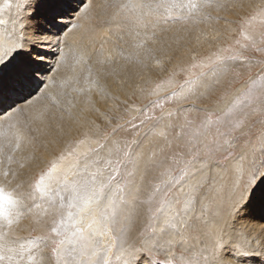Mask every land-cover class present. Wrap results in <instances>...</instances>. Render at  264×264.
Instances as JSON below:
<instances>
[{
	"label": "rangeland",
	"instance_id": "1",
	"mask_svg": "<svg viewBox=\"0 0 264 264\" xmlns=\"http://www.w3.org/2000/svg\"><path fill=\"white\" fill-rule=\"evenodd\" d=\"M256 1L255 7L249 1L230 14L225 22L231 27L218 29L209 46L196 48L185 61L168 62V71L149 83L141 98L133 96L99 116L88 135L76 139L78 153L71 144L67 156H56L35 173L30 188L37 198L31 207L36 212L48 208V217L43 221L35 215L43 223L42 231L32 228L20 236L24 238L19 248L34 246L36 237L47 236L42 245L48 247L53 264H94L87 260L96 252L86 258L79 251L89 252L84 250L87 233L97 244L95 263L108 259L105 264H112L125 237L135 234L146 240L157 256L155 262L178 264L182 252L197 260L183 250L185 244L167 243L178 233L166 228L165 221L174 219L178 228L179 218L193 216L196 205L191 214L184 206L193 185H201V196L208 188L219 191L215 195H230L235 161L227 162L248 146H259L264 133V0ZM168 20L163 17L162 23ZM49 169L53 171L48 188L38 192L36 181ZM224 174L225 182L220 178ZM85 214L89 220L100 217L105 226L98 229L89 221L79 232L76 226ZM56 224L61 225L60 236L51 233ZM104 236H109L110 247L105 241L100 245Z\"/></svg>",
	"mask_w": 264,
	"mask_h": 264
},
{
	"label": "bare ground",
	"instance_id": "2",
	"mask_svg": "<svg viewBox=\"0 0 264 264\" xmlns=\"http://www.w3.org/2000/svg\"><path fill=\"white\" fill-rule=\"evenodd\" d=\"M249 1H253L255 7L256 0H84L81 7L86 8L87 13L77 16V12L71 8H77L81 0H71V8L65 9L67 14L52 27L44 17L48 0H32L31 5L26 3L23 8L17 7L19 0H0V43L18 39L22 23L26 26L24 31L28 43L32 41L31 34H43L44 30H48L49 34H57L49 36L48 46L41 49L45 53L44 63L48 71L45 73V83L41 86L42 92H38L41 99L35 104V109L46 108L43 116L37 119L35 109L22 114L13 113L12 119H8L6 114L0 115V187L5 192H11L13 198L23 197V206L18 209L22 213L19 223H13L8 228L5 222L3 231L9 234V243L0 250V255L4 256L0 264L54 263L47 253L48 247L44 245L40 248L30 245L19 248L24 238L20 236H27L32 228L36 232L43 228V223L38 222L36 216L40 215L43 221H47L48 217V208L44 212H40L42 208L36 212L31 207L36 197H33L30 188L35 173L44 170L56 156H67L71 144H75L78 153L80 145L76 139L80 134L87 136L99 116L105 117L118 103L126 102L133 96L141 98L143 89L157 76L168 71V62L185 61L193 51L195 53L196 48L209 46L218 29H227L225 21L229 15L242 10L251 3ZM163 17L169 18L167 23H162ZM73 24L78 26L73 28ZM110 27L113 29L107 32ZM16 134L23 137L19 148H16ZM234 161L230 159L227 163ZM59 164L62 163L56 165ZM4 172L9 175L5 177ZM212 172L219 173L213 169ZM225 174L221 175V181ZM231 176L236 178L234 174ZM211 182L213 185L214 181ZM204 191V196L197 195L193 216L201 215V203H211V209L204 212L200 222L201 229L207 233L220 220L219 212L226 215L230 195H215L219 191L214 192L209 188ZM44 199L47 204L48 199ZM15 211L11 215L13 220ZM87 217L90 215L81 216L76 226L79 232L89 227V221L93 222L92 227L97 226L98 229L105 226L100 217L94 215L92 220ZM185 218L179 219L187 220ZM236 229L238 231L234 239L251 253L245 264H264V211L254 210L248 218L236 224ZM200 237L206 242L204 236ZM89 238L92 239L93 235L87 236L85 233L84 244L88 249L84 250L89 251L88 254H84L81 248L79 251L86 258L91 251L96 252L87 260L96 264L97 244L95 241L90 242ZM199 238L188 241L190 245L182 247L185 252L193 254L190 257L202 256L205 243H199ZM103 241L106 243L104 245L110 247L109 236H104L100 245ZM137 241L142 244L136 246L139 243ZM149 248L140 235L131 234L125 237L110 260L112 264H131L134 260H138L137 264H157L158 261L153 260L157 256ZM182 253L180 255L185 256ZM107 261L105 259L102 264ZM195 261L193 264H196ZM167 263L168 260L163 264ZM227 264H236V261L230 260Z\"/></svg>",
	"mask_w": 264,
	"mask_h": 264
},
{
	"label": "snow or ice",
	"instance_id": "3",
	"mask_svg": "<svg viewBox=\"0 0 264 264\" xmlns=\"http://www.w3.org/2000/svg\"><path fill=\"white\" fill-rule=\"evenodd\" d=\"M26 3L31 5L32 0H19L17 7L23 8ZM83 4L84 0H81L77 8H71V0H48L46 23L55 27L58 24V19L67 14L66 8L77 12V16L81 13L86 14L87 9L81 7ZM141 7L148 6L142 5ZM77 26V24L72 25L73 28ZM25 28V24L22 23L18 39L10 43H0V115L6 114L8 119H12L13 113L22 114L30 109H35V104L41 99L38 92H42L41 86L45 83V73L48 71L44 63L45 53L41 49L48 46L49 36L57 35L54 32L49 34L48 30H44L43 34H31L32 41L28 43ZM61 58H63L62 52ZM46 110V108L35 109V117L41 118ZM236 127H240V124L238 123ZM15 139L16 148H19L23 137L16 134ZM259 140L258 147L248 146L235 159L233 174L236 178L229 190L228 210L224 215L219 212L218 206L220 220L216 222L213 229L205 233L200 226L204 212L211 209V203H201V215L192 216L187 220L181 219L179 228L170 220L165 221L166 228H174L178 233L176 239L167 241L169 245L178 247L200 236L205 237L206 242L201 241L205 243L203 253L201 258L196 260V264H227L230 260L236 261V264H245V261L250 257L251 253L236 242L234 235L238 231L236 224L239 221L248 218L254 210L264 211V133H261ZM52 171L53 169H49L47 173L41 174L39 180L36 181L35 187L38 192L43 193L48 188L46 181L51 180ZM3 175L7 177L9 173L4 172ZM200 187V184L190 187V195L185 202L186 212L195 207ZM90 202L89 198L86 203ZM22 206L23 197L13 198L11 192H5V189L0 187V242H3L0 243V250H3L9 243L7 240L9 234L3 231L5 222L8 228H11L13 223H19L22 213L18 209ZM13 210H16L15 220L11 218ZM60 227V224H56L51 228V233L54 236H60ZM47 239V236L36 237L34 247L40 248ZM59 243L62 244L63 241ZM3 259L4 256L0 255V260ZM137 261L134 260L131 264H137ZM178 264H193V262L181 255Z\"/></svg>",
	"mask_w": 264,
	"mask_h": 264
}]
</instances>
